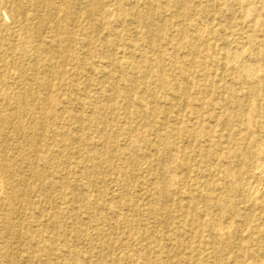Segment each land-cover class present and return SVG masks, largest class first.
I'll list each match as a JSON object with an SVG mask.
<instances>
[{
    "label": "rangeland",
    "instance_id": "rangeland-1",
    "mask_svg": "<svg viewBox=\"0 0 264 264\" xmlns=\"http://www.w3.org/2000/svg\"><path fill=\"white\" fill-rule=\"evenodd\" d=\"M260 147L264 0H0V264H264Z\"/></svg>",
    "mask_w": 264,
    "mask_h": 264
},
{
    "label": "bare ground",
    "instance_id": "bare-ground-1",
    "mask_svg": "<svg viewBox=\"0 0 264 264\" xmlns=\"http://www.w3.org/2000/svg\"><path fill=\"white\" fill-rule=\"evenodd\" d=\"M108 13V12H107ZM108 15H110V14H108ZM114 14H112V16H113ZM111 16V15H110ZM109 16V17H110ZM108 24V23H107ZM204 27V26H203ZM204 29H206V28H204ZM120 35V34H119ZM242 46V45H241ZM237 47V46H236ZM239 48V47H238ZM237 48V49H238ZM239 49H241V47L239 48ZM239 49L237 50V53H238V51H239ZM129 50V49H128ZM236 50V49H235ZM242 50V49H241ZM239 51L240 53H242V51ZM233 51V50H232ZM230 53V52H229ZM236 53V52H235ZM239 54V53H238ZM227 55V54H226ZM236 55V54H235ZM230 56H232V55H230ZM237 56V55H236ZM240 56H241V54H240ZM227 57H228V55H227ZM235 58V57H234ZM249 58V57H248ZM232 59H233V57H232ZM239 59V58H238ZM236 60H237V58H236ZM246 60H247V58H246ZM124 61V60H123ZM232 61V60H231ZM252 60H250V62H251ZM253 61H254V59H253ZM234 62V61H233ZM248 62H249V59H248ZM250 62H249V64H250ZM249 64H248V66H249ZM251 65V64H250ZM247 66V67H248ZM129 67V66H128ZM245 69V68H244ZM252 70V69H251ZM254 71H256V70H254ZM244 72H246V71H244ZM250 72V71H249ZM248 72V73H249ZM252 72V71H251ZM250 72V73H251ZM254 73H256V72H254ZM254 73H251V74H254ZM255 75V74H254ZM251 76H253V75H251ZM248 77H249V75H248ZM191 81V80H190ZM10 92V91H9ZM17 96V95H16ZM13 97V96H12ZM145 106V105H144ZM18 109V108H17ZM31 109V108H30ZM148 110V109H147ZM146 110V111H147ZM30 111V110H29ZM24 113V112H23ZM16 114V113H15ZM22 116V115H21ZM24 117V116H23ZM21 119V118H20ZM262 147H260V149H261ZM259 149V150H260ZM264 148H262V150H263ZM261 150V151H262ZM263 153H264V151H262ZM257 156V155H256ZM175 158V157H174ZM176 159V158H175ZM256 159V158H255ZM258 160H259V163H257L258 164V166H257V170L258 171H260V173H264V155H261L260 156V158H258ZM255 161V160H254ZM177 162V161H176ZM257 162V161H256ZM256 165V164H255ZM51 166V165H50ZM174 170V169H173ZM174 171H176V170H174ZM173 171V172H174ZM257 171V172H258ZM255 172V171H254ZM262 174H259V175H262ZM171 175V174H170ZM170 175H168V177L170 176ZM263 176V175H262ZM50 177V176H49ZM167 177V178H168ZM176 177V176H175ZM173 178V177H172ZM258 178H259V176H258ZM262 178V177H261ZM169 179V178H168ZM167 179V180H168ZM171 180V179H170ZM254 182H256L255 180H253ZM258 181V180H257ZM171 182H172V180H171ZM175 182H176V180H175ZM1 183V182H0ZM166 183H169V182H166ZM251 183V182H250ZM258 183V182H257ZM259 183H260V181H259ZM170 184V183H169ZM169 184H167V187H168V185ZM258 185V184H257ZM257 185H253L251 188H250V190L254 193L255 191H256V187H257ZM170 186V185H169ZM173 186V185H172ZM1 187H2V184H1ZM0 187V191L2 192V188ZM259 187H260V185H259ZM170 188H171V186H170ZM249 190V189H248ZM259 190V189H258ZM167 192V191H166ZM252 192H250V193H252ZM249 193V194H250ZM255 195V194H254ZM91 196V195H90ZM208 196V195H207ZM207 196L205 197V198H207ZM253 196V195H252ZM252 196L250 197V198H252ZM249 197V196H248ZM249 199V198H248ZM208 200V202L207 203H209V198L207 199ZM249 201V200H248ZM250 201H251V199H250ZM206 214H207V212H206ZM226 222V221H225ZM228 223V222H227ZM213 224V223H212ZM225 226V225H224ZM247 226V225H246ZM229 227V226H228ZM226 228V226L224 227V229ZM229 228H231V227H229ZM227 229V228H226ZM220 230V229H219ZM221 230H222V228H221ZM230 230V229H229ZM217 232V231H216ZM223 232V231H222ZM240 232V231H239ZM214 236L215 237H218V239H219V241L220 240H223V239H225V236H223V235H220V231H219V234H217V233H215L214 234ZM223 236V237H222ZM6 253V252H5ZM6 258V257H5ZM136 260V259H135ZM135 260H133L134 262H135ZM132 261V263L134 264V262ZM138 261V260H137ZM1 263V262H0ZM136 263V262H135Z\"/></svg>",
    "mask_w": 264,
    "mask_h": 264
}]
</instances>
